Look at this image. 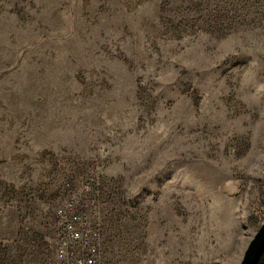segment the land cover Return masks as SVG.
<instances>
[{
    "label": "rangeland",
    "instance_id": "374dc122",
    "mask_svg": "<svg viewBox=\"0 0 264 264\" xmlns=\"http://www.w3.org/2000/svg\"><path fill=\"white\" fill-rule=\"evenodd\" d=\"M66 204L100 264H241L264 0H0V264H58Z\"/></svg>",
    "mask_w": 264,
    "mask_h": 264
},
{
    "label": "built area",
    "instance_id": "2783aa9c",
    "mask_svg": "<svg viewBox=\"0 0 264 264\" xmlns=\"http://www.w3.org/2000/svg\"><path fill=\"white\" fill-rule=\"evenodd\" d=\"M58 264H100L98 240L90 235L83 215L75 205L58 209Z\"/></svg>",
    "mask_w": 264,
    "mask_h": 264
},
{
    "label": "water",
    "instance_id": "95a60500",
    "mask_svg": "<svg viewBox=\"0 0 264 264\" xmlns=\"http://www.w3.org/2000/svg\"><path fill=\"white\" fill-rule=\"evenodd\" d=\"M264 259V223L251 240L241 264H262Z\"/></svg>",
    "mask_w": 264,
    "mask_h": 264
}]
</instances>
